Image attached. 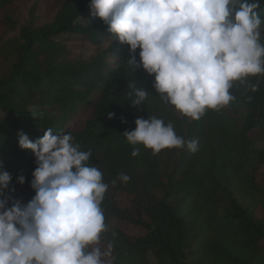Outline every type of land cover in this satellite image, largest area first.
<instances>
[{
    "label": "trees",
    "instance_id": "trees-1",
    "mask_svg": "<svg viewBox=\"0 0 264 264\" xmlns=\"http://www.w3.org/2000/svg\"><path fill=\"white\" fill-rule=\"evenodd\" d=\"M12 1L0 0V7ZM89 4L62 0L52 22L21 28L9 67L0 72V173L12 155L28 163L24 184L31 187L35 156L19 147L17 133L23 130L34 142L47 128L63 130L81 151H91L89 163L109 185L100 205L107 226L100 242L111 245L114 264H264V74L233 82L234 99L206 109L199 120L178 116L153 88L154 75L128 65L129 46L99 17H85ZM259 4L255 11L264 20V0ZM259 30L264 45V23ZM62 33L93 45L115 41L90 61L70 59L56 41ZM132 86L149 92L138 108L130 104ZM89 109L78 128L69 125ZM153 116L171 123L185 141H198V150L185 146L154 154L128 143L123 132L134 130L137 118ZM121 173L130 179L121 181ZM124 194L128 207L120 205ZM112 218L143 232L131 234L118 225L111 230Z\"/></svg>",
    "mask_w": 264,
    "mask_h": 264
},
{
    "label": "clouds",
    "instance_id": "clouds-1",
    "mask_svg": "<svg viewBox=\"0 0 264 264\" xmlns=\"http://www.w3.org/2000/svg\"><path fill=\"white\" fill-rule=\"evenodd\" d=\"M259 0H90L89 9L129 46L127 63L154 75L160 99L193 120L206 109L226 106L234 97L233 82L264 74V45L255 11ZM139 51V62L136 50ZM259 85H252L258 90ZM138 108L149 92L132 86ZM114 113H109L112 118ZM123 135L131 145L158 153L165 148L198 150L171 123L156 117L137 118ZM21 149L34 153L33 198L26 204L4 196L12 176L0 173V264H114L111 252L99 247L107 230L101 203L109 185L89 163L70 133L47 128L34 142L20 130ZM134 148L132 155L139 154ZM119 179L130 177L121 173ZM17 182L25 183L20 175ZM115 183V181H113ZM11 191H14L12 189ZM11 202V206H9ZM111 249V245H108Z\"/></svg>",
    "mask_w": 264,
    "mask_h": 264
},
{
    "label": "rangeland",
    "instance_id": "rangeland-1",
    "mask_svg": "<svg viewBox=\"0 0 264 264\" xmlns=\"http://www.w3.org/2000/svg\"><path fill=\"white\" fill-rule=\"evenodd\" d=\"M62 0H14L5 6L0 7V72L9 67L10 56L8 53L11 51V47L14 44L20 42V30L21 28L32 23L35 26H42L44 24L52 22L54 19ZM91 11H89L85 17H89ZM84 17V19H86ZM81 18V20H84ZM56 41L66 46V55L70 59L79 58L82 60L90 61L97 54L103 51L109 50L114 43V39L105 38L103 43L90 44L83 40L80 36L72 33H62L56 37ZM178 116L183 114L176 110ZM90 116V109L80 112L76 115L69 125L74 129L78 128L83 119ZM171 149V148H167ZM171 151H167L163 159L167 161L171 157ZM170 153V154H169ZM5 172H8L12 176V181L9 184V189L4 191V196H11L15 200H19L22 204L29 202L32 196V188L28 185H21L17 182V178L20 175L26 176L29 165L26 162H21L12 155L6 157ZM264 171H260V175H263ZM14 189V191H11ZM120 205L122 207H128L129 203L126 195L120 197ZM11 206V202L9 204ZM120 226L131 234H142L143 230L140 226L127 224L116 221L114 218L109 220V226L111 230L114 226ZM99 247L102 251H109L107 245L100 242ZM149 258L153 261L151 255Z\"/></svg>",
    "mask_w": 264,
    "mask_h": 264
}]
</instances>
